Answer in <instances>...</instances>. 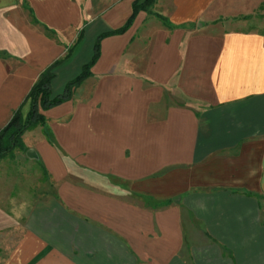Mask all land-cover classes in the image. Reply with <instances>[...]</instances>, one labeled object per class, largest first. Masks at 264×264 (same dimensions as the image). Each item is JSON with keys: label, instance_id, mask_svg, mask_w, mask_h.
<instances>
[{"label": "crops", "instance_id": "0c3cea01", "mask_svg": "<svg viewBox=\"0 0 264 264\" xmlns=\"http://www.w3.org/2000/svg\"><path fill=\"white\" fill-rule=\"evenodd\" d=\"M133 1L0 0V129ZM89 72L21 135L50 186L4 196L0 264H264V0H154Z\"/></svg>", "mask_w": 264, "mask_h": 264}, {"label": "trees", "instance_id": "16d2710c", "mask_svg": "<svg viewBox=\"0 0 264 264\" xmlns=\"http://www.w3.org/2000/svg\"><path fill=\"white\" fill-rule=\"evenodd\" d=\"M153 2L154 0H144L140 3V0H134L131 4V13L121 27L98 35L92 46L91 58L81 66L79 74L65 84L63 91L60 94L51 96L49 86L50 80L53 78L52 70L57 62L52 63L39 74L37 80L30 87L22 103L12 113L8 122L0 129V158L13 149L23 153L26 151V148L21 142V135L26 130L43 123V117L40 113L41 111L51 109L68 101L72 95L73 89L80 85L84 79L89 77V70L99 56L100 40L110 35L124 33L130 27L135 15L139 11L149 13V8L152 6ZM155 17L160 20L163 26L169 27L168 22L164 18L157 15H155ZM80 37L81 34L76 38L72 48L79 42ZM72 48L68 50V53ZM24 104H27L28 110L25 116L22 117L20 109Z\"/></svg>", "mask_w": 264, "mask_h": 264}, {"label": "rangeland", "instance_id": "374dc122", "mask_svg": "<svg viewBox=\"0 0 264 264\" xmlns=\"http://www.w3.org/2000/svg\"><path fill=\"white\" fill-rule=\"evenodd\" d=\"M49 186L44 170L23 152L13 149L0 158V203L4 196L12 194L17 197L19 193H24L27 205H30L45 194Z\"/></svg>", "mask_w": 264, "mask_h": 264}, {"label": "water", "instance_id": "95a60500", "mask_svg": "<svg viewBox=\"0 0 264 264\" xmlns=\"http://www.w3.org/2000/svg\"><path fill=\"white\" fill-rule=\"evenodd\" d=\"M25 156L29 159L35 158L34 152L32 150H27Z\"/></svg>", "mask_w": 264, "mask_h": 264}]
</instances>
